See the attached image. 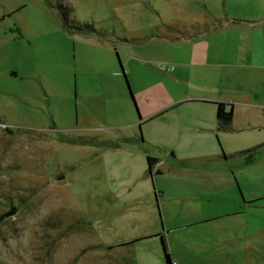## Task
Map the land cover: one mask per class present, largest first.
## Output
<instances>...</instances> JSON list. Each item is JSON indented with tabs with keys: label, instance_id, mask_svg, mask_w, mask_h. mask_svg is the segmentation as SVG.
Listing matches in <instances>:
<instances>
[{
	"label": "rangeland",
	"instance_id": "374dc122",
	"mask_svg": "<svg viewBox=\"0 0 264 264\" xmlns=\"http://www.w3.org/2000/svg\"><path fill=\"white\" fill-rule=\"evenodd\" d=\"M0 122V264H264V0H0Z\"/></svg>",
	"mask_w": 264,
	"mask_h": 264
},
{
	"label": "crops",
	"instance_id": "0c3cea01",
	"mask_svg": "<svg viewBox=\"0 0 264 264\" xmlns=\"http://www.w3.org/2000/svg\"><path fill=\"white\" fill-rule=\"evenodd\" d=\"M187 60L189 63L188 65H193V66L210 65V66L221 67L225 65L223 53H219L217 56L216 55L212 57L208 56L204 58L202 62L198 61L194 63L192 55H190ZM181 64H183L184 66L187 65V63H183V62ZM222 91H225V92L216 93V95L214 94V96L210 95V96H203V97L201 96L185 97V98L183 97V98H180L174 101L172 104H169L168 106H173V108L181 105V103L182 104L191 103V104H195V106H207V105L211 106L209 107L207 114H201V115L195 116L194 124L190 126H186L184 129H179V130L176 129L175 132H177V135L184 134V133H190V131L199 132V131H209L210 129L217 130V121H216L217 104H223L225 111H227L226 107L228 106V102L232 98V95L229 89L223 88ZM215 92H220V91L216 90ZM168 106L166 108H168ZM202 112H206V111L202 110ZM231 125H232V120H231ZM230 129H231V126H230ZM221 132H227V131H221ZM172 152L174 151L172 150ZM170 257H171L172 263L179 264L178 262L174 260L172 256Z\"/></svg>",
	"mask_w": 264,
	"mask_h": 264
},
{
	"label": "trees",
	"instance_id": "16d2710c",
	"mask_svg": "<svg viewBox=\"0 0 264 264\" xmlns=\"http://www.w3.org/2000/svg\"><path fill=\"white\" fill-rule=\"evenodd\" d=\"M231 120H232V110L230 109L229 111H225L223 104H217V111H216L217 130L218 131L230 130ZM247 153H248L247 163L251 164L252 162L255 161V153H250L249 151H247ZM157 163H158V159L152 157H146L147 172L149 175L151 174L153 168L157 165ZM159 237H160L164 262L165 264H172L171 257L168 253L164 238L162 236Z\"/></svg>",
	"mask_w": 264,
	"mask_h": 264
},
{
	"label": "built area",
	"instance_id": "2783aa9c",
	"mask_svg": "<svg viewBox=\"0 0 264 264\" xmlns=\"http://www.w3.org/2000/svg\"><path fill=\"white\" fill-rule=\"evenodd\" d=\"M172 264H175V263H172Z\"/></svg>",
	"mask_w": 264,
	"mask_h": 264
}]
</instances>
